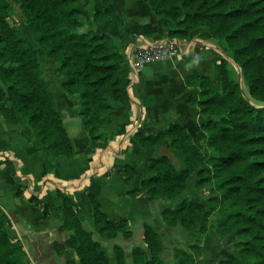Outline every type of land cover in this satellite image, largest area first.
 Instances as JSON below:
<instances>
[{
  "label": "trees",
  "instance_id": "16d2710c",
  "mask_svg": "<svg viewBox=\"0 0 264 264\" xmlns=\"http://www.w3.org/2000/svg\"><path fill=\"white\" fill-rule=\"evenodd\" d=\"M102 8L93 15L95 22L112 20L122 27L112 0H101ZM159 25L167 28L170 38H186L199 26H205L217 43L241 67L221 56L220 88L205 74L193 72L186 83L198 88L196 97L187 101L204 114H213L201 124L211 151L206 154L182 124L171 122L155 133L137 128L133 137L142 146H162L151 157V176L130 195L146 190L150 199L172 197L187 186L195 173L197 188L212 184L218 195L208 199L210 208L196 198H184L162 216L168 225L206 232L209 217L217 211L215 230L231 232L238 238L237 250L222 248L219 264H264V0H148ZM22 9L34 42L57 62L55 74L63 76V89L76 93L79 115L92 147L108 143L103 117L111 110V95L126 107L131 98L126 88L131 66L127 56L106 33L83 30L84 13L93 0H0V113L11 123L23 118L34 135L54 156L72 157L73 141L64 125L63 114L44 75L39 54L12 19L14 4ZM167 140V143L165 142ZM180 166H176V164ZM182 164V165H181ZM126 183L133 181L136 169L121 168ZM62 199L63 227L72 229L65 244L75 249L80 264H110L108 254L98 240L85 230L69 200ZM34 199V197H31ZM97 233L112 238L121 232L131 234L125 218L114 223L92 199ZM8 216L0 207V264H28L20 241L9 236ZM146 248L131 251L134 264H166L160 234L144 224ZM62 246V245H59ZM202 247L175 246L176 264H198ZM117 264H127L125 251L114 245Z\"/></svg>",
  "mask_w": 264,
  "mask_h": 264
},
{
  "label": "crops",
  "instance_id": "0c3cea01",
  "mask_svg": "<svg viewBox=\"0 0 264 264\" xmlns=\"http://www.w3.org/2000/svg\"><path fill=\"white\" fill-rule=\"evenodd\" d=\"M112 2L124 21L122 27H117L110 19L95 22L94 12L102 8V2L93 0L83 9V30L108 34L127 58L137 48L170 38L167 28L157 23L148 0ZM175 39L180 45L178 52L161 60L148 61L135 69L131 67L126 84L131 98L130 107L108 96L112 108L103 117L108 139L105 147L91 146L79 115L78 95L67 93L62 87L64 77L50 72L57 66L54 60L48 62V72L44 71V75L73 141L75 153L72 157L52 155L24 121L11 123L0 113V154H5L0 155V207L8 216L7 232L11 239L22 243L23 256L28 264H80L75 249L65 244L73 231L63 227L62 199L58 191L69 198L83 228L100 242L101 248L109 256L110 264H117L115 244L123 247L127 264H134L132 249L135 246L146 248L144 224L151 225L160 234L164 250L171 242L172 250L175 246L185 248L192 243L199 244L202 249L196 261L203 264L198 260L203 250L209 247L210 238L209 242H192L194 236L191 233L206 232L186 229L179 224L168 225L162 216L165 208L176 206L184 198L174 206L158 201L183 192L187 195L193 186L197 188L195 173L188 179L186 188L172 197L150 199L146 190H140L136 195L128 193L130 188L139 186L142 180L151 176L149 159L167 150L164 145H140L133 137L134 131L142 127L147 132L155 133L176 122L184 125L199 145L204 137L201 124L209 116L187 101L189 97L198 95V88L188 85L186 77L199 72L208 75L219 88V60L223 53L207 27H196L188 37ZM126 165L136 169L130 183L125 182L120 171ZM92 199L98 202L100 209L114 223L125 218L131 234L125 237L118 232L112 238L100 236L95 228ZM159 214L162 223L156 219ZM153 217L162 227L161 233L150 221ZM131 226L137 228V232ZM95 232L97 237L94 236ZM119 237L127 242L119 241ZM133 238L137 239L134 241ZM183 241L187 245L178 244ZM102 243L111 245L104 248ZM219 258L220 255L213 262L205 260H208V264H219Z\"/></svg>",
  "mask_w": 264,
  "mask_h": 264
},
{
  "label": "rangeland",
  "instance_id": "374dc122",
  "mask_svg": "<svg viewBox=\"0 0 264 264\" xmlns=\"http://www.w3.org/2000/svg\"><path fill=\"white\" fill-rule=\"evenodd\" d=\"M80 7H81L82 10L84 9V6L80 5ZM12 19H13L14 23H16L17 26L20 28L22 33L28 38L29 42L33 46H35V48L37 49L41 65H42L44 71H46V73H47L48 72V62L52 61V59L49 58L45 54V51H44L43 48L38 47L36 45V43L34 42V39H33L32 34H31V32H30V30L28 28V25H27L26 19L24 17V14L22 12V9L19 6V4H17V3L14 4V11H13ZM220 48H221L222 53H223V55H221V56H226V57H228L231 60L233 65L237 68L238 75H239V77L241 79V67L234 61V59L232 57H230L227 54V52L221 46H220ZM55 68L51 69L50 72H53V74H54L55 73ZM218 85H219V88H220V83H218ZM205 115L209 116L208 119L211 118V117H215V115H213V114H205ZM20 120L24 121L23 118H19L18 119V121H20ZM199 146L201 147L202 151L204 153H206V154H209V152L211 151V149L209 148V146L207 144V134H206L205 131H204V137L200 141ZM163 151L171 154L170 156L173 158V160L176 163H178L177 157L175 155H172L173 154L172 152H168V150H165V149ZM176 166H180V164H176ZM212 187H213L212 184L206 185L203 188H194V186H193L192 190L191 189L188 190L187 195L185 194L186 192H183L182 194H180V195H178L176 197L160 198L158 201H160L161 203H164L165 205L174 206L182 198H192L193 197V198H196V199L202 201L203 203H205L207 208H210V204H209L210 201H208V199L210 197H212V196L218 195L217 192H212L211 191ZM156 219L161 221L160 220V214H159V217H157ZM156 219H155V217H153L150 221L157 226L158 231L161 233L162 227H159L158 221H156ZM217 219H218V213H217V211H214L209 217V224H208L209 228L206 231V233H204V234H199V233H196V232H192L191 233L194 236V237H192V239H193L192 242H201V243L202 242H209V238H210L211 243L208 245L209 247L206 250L205 249L203 250V253H202V257L203 258L201 257L198 260L199 262H202L203 264H208V263H206V262H208V260H205V259H209L212 262L215 261V258L218 257V255H220V251H221L222 248H226L227 251L232 252V253L236 252V250H237L236 242H237L238 238L234 235L233 232H231L229 234H219V233L216 232L214 225H215V222L217 221ZM161 223H162V221H161ZM162 225L167 228V226L165 224H162ZM8 227H9V225H8ZM131 228H133L134 232H137L136 231L137 228H135L134 226H131ZM8 234H9V232H8ZM94 236L97 237L98 234L95 232ZM118 239H119V241L127 242L122 237H119ZM136 239L137 238H133L134 241ZM14 241H17V240H14ZM183 243H184V241L183 242H178V244L187 245V244H183ZM102 244H103L104 248L109 247V245H111L109 243H102ZM187 246L185 248H187ZM165 247H166V250H163V256L162 257L166 260L167 264H176L175 259H174V255H173V250H172L173 242L167 243V245ZM22 248H23V246H22ZM202 259H204L205 261H202ZM27 260H30V259H27ZM112 263H113V261H112Z\"/></svg>",
  "mask_w": 264,
  "mask_h": 264
},
{
  "label": "built area",
  "instance_id": "2783aa9c",
  "mask_svg": "<svg viewBox=\"0 0 264 264\" xmlns=\"http://www.w3.org/2000/svg\"><path fill=\"white\" fill-rule=\"evenodd\" d=\"M180 49L179 43L175 38H169L155 44L144 45L137 48L131 56L128 57V62L132 68L142 66L148 61L164 59ZM5 156V154H0Z\"/></svg>",
  "mask_w": 264,
  "mask_h": 264
},
{
  "label": "water",
  "instance_id": "95a60500",
  "mask_svg": "<svg viewBox=\"0 0 264 264\" xmlns=\"http://www.w3.org/2000/svg\"><path fill=\"white\" fill-rule=\"evenodd\" d=\"M240 78V77H239Z\"/></svg>",
  "mask_w": 264,
  "mask_h": 264
}]
</instances>
